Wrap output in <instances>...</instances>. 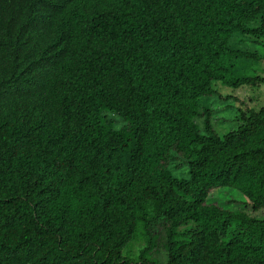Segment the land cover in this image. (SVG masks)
I'll list each match as a JSON object with an SVG mask.
<instances>
[{"label": "trees", "instance_id": "1", "mask_svg": "<svg viewBox=\"0 0 264 264\" xmlns=\"http://www.w3.org/2000/svg\"><path fill=\"white\" fill-rule=\"evenodd\" d=\"M240 36L264 0H0V264H264V102L209 106L264 83Z\"/></svg>", "mask_w": 264, "mask_h": 264}, {"label": "rangeland", "instance_id": "2", "mask_svg": "<svg viewBox=\"0 0 264 264\" xmlns=\"http://www.w3.org/2000/svg\"><path fill=\"white\" fill-rule=\"evenodd\" d=\"M245 37V36H244ZM244 37H241L244 39ZM246 40V41H245ZM247 38H245L243 41H241L238 44V47L247 49L249 51H254L255 48L257 49V52L259 53V59L255 64L250 65V69L253 73L264 77V43H262L261 47H258L250 42H247ZM258 47V48H257ZM249 71V73H252ZM217 92L220 94L221 97L231 95L232 99H222L213 96L211 102L209 103V106L211 109H224L225 107L229 108L228 111H215L213 115H216V118L214 121H216L215 124H218L220 126V129L217 127V131L219 133L224 132V130L228 129V126L226 124H222L224 121L227 122L231 118L233 114H235L236 108H241V110L247 109V108H257L264 102V83L258 82L254 86H243L236 89H229L225 86H221L217 84ZM175 174L177 176H186L184 172L177 169L174 170ZM258 217H263V213H256ZM138 244L133 243L130 246H126L122 250L123 255H127L129 257L134 258V255L136 254V247ZM160 255H163L162 252L159 253ZM161 257V256H160ZM163 261V259H160Z\"/></svg>", "mask_w": 264, "mask_h": 264}]
</instances>
